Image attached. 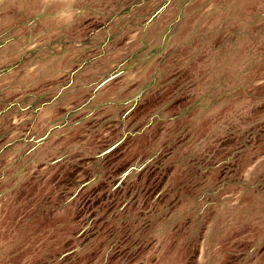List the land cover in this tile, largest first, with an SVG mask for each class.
Listing matches in <instances>:
<instances>
[{
    "label": "rangeland",
    "instance_id": "obj_1",
    "mask_svg": "<svg viewBox=\"0 0 264 264\" xmlns=\"http://www.w3.org/2000/svg\"><path fill=\"white\" fill-rule=\"evenodd\" d=\"M0 264H264V0H0Z\"/></svg>",
    "mask_w": 264,
    "mask_h": 264
},
{
    "label": "trees",
    "instance_id": "obj_2",
    "mask_svg": "<svg viewBox=\"0 0 264 264\" xmlns=\"http://www.w3.org/2000/svg\"><path fill=\"white\" fill-rule=\"evenodd\" d=\"M124 199H125V198H122V197H121V199L119 200V201H120V203H121V202H123V201H124Z\"/></svg>",
    "mask_w": 264,
    "mask_h": 264
}]
</instances>
